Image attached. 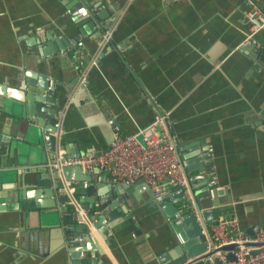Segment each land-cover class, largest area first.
Instances as JSON below:
<instances>
[{
	"label": "crops",
	"instance_id": "obj_1",
	"mask_svg": "<svg viewBox=\"0 0 264 264\" xmlns=\"http://www.w3.org/2000/svg\"><path fill=\"white\" fill-rule=\"evenodd\" d=\"M245 8L243 0H0V264H167L178 255L173 206L144 182L128 193L123 186L135 182L115 184L100 168L91 180L110 191L118 216L87 229L64 219L58 192H45V131L28 116L45 100L34 90L46 78L73 147L109 146L110 119L129 135L164 115L181 157L211 155L188 203L236 218L247 236L264 226V30L258 44L242 45ZM77 237L89 248L79 258Z\"/></svg>",
	"mask_w": 264,
	"mask_h": 264
},
{
	"label": "built area",
	"instance_id": "obj_2",
	"mask_svg": "<svg viewBox=\"0 0 264 264\" xmlns=\"http://www.w3.org/2000/svg\"><path fill=\"white\" fill-rule=\"evenodd\" d=\"M168 1L163 0V2ZM243 1L246 5L244 20L248 26V36L242 45H256L258 44L255 39L256 33L264 30V10L254 0ZM79 12L87 14L84 7L80 8ZM72 42L82 44V41L76 39H72ZM165 121L166 116H157L135 133L123 135L118 131V127L114 126V121L110 119L109 123L113 126L114 137L105 149L84 155L61 156L62 150L59 148L56 161L46 165L57 168L59 172L66 166L78 165L87 174H92L95 168H100L115 184L133 183L143 179L158 201L169 198L176 203L183 191L185 193L182 196L187 200L188 182L172 136L165 127ZM58 124H62L60 118ZM65 189L75 209L77 221L90 227L92 225L90 211L83 208L76 194V187L67 182ZM211 233L216 246L230 243L239 245L234 250L235 260L230 261L226 258L227 251L218 252L221 264H264V226L255 227L253 237H250L244 233L236 218H222L211 227ZM178 237L182 242L181 237L179 235ZM77 240L82 242L83 238L77 237ZM246 243L260 245L249 248L244 245ZM253 249H258V252L250 254ZM81 254L84 253L81 252Z\"/></svg>",
	"mask_w": 264,
	"mask_h": 264
},
{
	"label": "water",
	"instance_id": "obj_3",
	"mask_svg": "<svg viewBox=\"0 0 264 264\" xmlns=\"http://www.w3.org/2000/svg\"><path fill=\"white\" fill-rule=\"evenodd\" d=\"M90 14L92 18L95 16L91 12ZM98 16L102 17V14L99 13ZM249 49H253V45L249 46ZM258 56L259 59L264 63V51H258ZM48 84L49 83L46 78L39 89L34 90L36 93L45 95V100H39V105H37L35 108L34 113H32L33 115L28 116L34 120V124L42 126L45 131L46 140L48 142L49 161L52 163L56 161L59 148L62 150L61 156H67L69 154L73 156L86 154L84 150L79 149L78 147H73V145L66 140L63 134V124H58V112L54 105L50 104L54 100V93L52 87H49ZM47 101H49V105H46ZM165 124L167 125V121H165ZM174 146L184 170L189 189L192 190L196 182L202 185V182L205 181L206 177L204 171L211 170V167H209V161L207 162L208 159H211V155H209V153L208 155H204L203 152H194L189 156L182 155L181 157V150L178 149L176 145ZM49 179V182L44 185L49 187V189L45 190V192L51 195L55 194V192H58V200L61 204L60 209L63 212H67V215L64 216V219L67 220L69 218L70 221H74V217L76 216L75 209L71 205L69 196L65 189L67 182H69L71 186L76 187L78 199L80 202H85L83 208L90 211V218L92 221H94L93 224L96 228H99L107 218L114 219L118 216L117 209L119 207L116 206L114 197L109 195L110 191L107 192L105 189L98 191L91 180V175L85 173L80 166H66L61 172H59L57 168L52 167V174L51 178ZM208 181H213V178H210ZM139 182H144V180L139 179L132 185L128 187L123 186V188L129 193L130 190H133V188L136 186V183ZM117 189L118 188L114 186L112 191H116V193H118L119 189ZM184 193L185 191L179 195V199L176 203L172 202L169 198H163L160 200L162 206L165 203H169L168 205L173 206L174 213L171 215L173 218L172 227L174 228L175 233L182 239V242L175 246V251L178 255L173 256L167 264H221V261L217 255L218 252L221 251L228 252L226 255L228 260H235L236 255L234 250L239 246L238 243L216 246V243L212 238L211 227L218 220L220 212L216 210L212 211L210 214L201 213V211L193 208L188 203V200H185V198L182 196ZM85 194H87V197H82V195ZM96 194L99 196L97 199L95 198ZM70 207H72V213L69 211ZM81 225L83 228L87 229L86 225L79 222H76L74 227H79ZM249 236L253 237V233L249 234ZM195 243L198 247H200L198 251L191 250V247H193ZM244 245L249 248H253L259 246L260 244L246 243ZM76 248L78 251L77 258H79L78 256L81 252H86L89 250L88 244L84 241L79 242ZM98 249L100 252H102L100 247H98ZM257 252L258 249H253L250 251V254H255ZM76 262L82 264L81 259H78Z\"/></svg>",
	"mask_w": 264,
	"mask_h": 264
}]
</instances>
